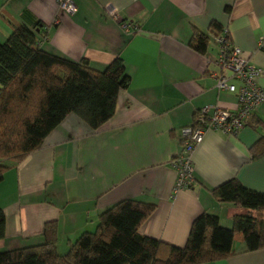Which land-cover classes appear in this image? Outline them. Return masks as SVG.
Masks as SVG:
<instances>
[{
	"label": "crops",
	"instance_id": "0c3cea01",
	"mask_svg": "<svg viewBox=\"0 0 264 264\" xmlns=\"http://www.w3.org/2000/svg\"><path fill=\"white\" fill-rule=\"evenodd\" d=\"M74 1L76 12L70 15L58 0H0V41L17 26L34 29L39 23L47 29L44 50L74 61L85 58L97 70L119 56L131 82L100 130L70 114L39 150L5 174L0 209L6 235L0 251L43 243L45 225L55 222L64 254L96 229L104 211L128 199L156 204L141 233L177 247L186 245L192 223L203 213L232 227L233 217L244 210L218 201L212 190L237 179L264 194V156L254 159L251 153L264 136L257 124L264 122V103L237 134L205 133L192 156V188L174 193L172 162L182 150V129L192 126L203 108L216 105L231 113L239 108L236 94L216 88V43L210 36L207 53H198L192 46L195 32L208 34L218 24L264 69V0ZM110 6L117 18L108 14ZM257 83L264 89L263 76ZM208 264H264V249L246 252L244 236L237 233L233 254Z\"/></svg>",
	"mask_w": 264,
	"mask_h": 264
},
{
	"label": "trees",
	"instance_id": "16d2710c",
	"mask_svg": "<svg viewBox=\"0 0 264 264\" xmlns=\"http://www.w3.org/2000/svg\"><path fill=\"white\" fill-rule=\"evenodd\" d=\"M46 30L39 23L34 29L21 25L0 41V181L39 150L68 115L76 114L90 129L100 130L114 116L119 93L131 82L119 56L97 70L85 58L74 61L44 50ZM222 32L218 24L210 34L195 32L193 48L206 54L210 36ZM257 124L264 128V122ZM251 153L254 159L264 156V136ZM212 194L244 212L233 217L230 228L222 226L218 216L203 213L192 223L184 247L143 235L141 227L157 205L128 199L104 211L96 229L83 233L66 253L58 250L57 223L50 222L43 243L0 251V264H208L233 254L237 233L244 236L246 252L263 250L264 194L237 179ZM5 235L6 215L0 209V240Z\"/></svg>",
	"mask_w": 264,
	"mask_h": 264
},
{
	"label": "built area",
	"instance_id": "2783aa9c",
	"mask_svg": "<svg viewBox=\"0 0 264 264\" xmlns=\"http://www.w3.org/2000/svg\"><path fill=\"white\" fill-rule=\"evenodd\" d=\"M58 4L70 15L76 12L74 0H58ZM107 12L117 18L111 6ZM120 23L124 30L130 31L128 22L121 20ZM212 38L217 46V57L213 63L219 70L218 73L212 74L216 80V88L219 91L236 94L239 108L235 113H231L216 105L205 107L197 114L192 126L182 129V150L172 162L177 171L174 193L194 186L192 156L205 133L208 130H222L228 134H237L264 103V89L257 83L260 76L264 77V69L255 65L250 58L244 56L239 47L233 45L227 29H223L220 35H213ZM260 45L263 46L264 42L261 41ZM211 111H214L213 114H210Z\"/></svg>",
	"mask_w": 264,
	"mask_h": 264
}]
</instances>
